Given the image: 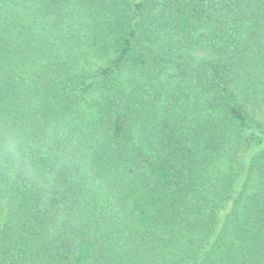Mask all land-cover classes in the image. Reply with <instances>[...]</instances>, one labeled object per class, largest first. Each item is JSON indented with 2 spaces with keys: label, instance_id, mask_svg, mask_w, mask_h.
<instances>
[{
  "label": "trees",
  "instance_id": "trees-1",
  "mask_svg": "<svg viewBox=\"0 0 264 264\" xmlns=\"http://www.w3.org/2000/svg\"><path fill=\"white\" fill-rule=\"evenodd\" d=\"M0 264H264V0H0Z\"/></svg>",
  "mask_w": 264,
  "mask_h": 264
}]
</instances>
